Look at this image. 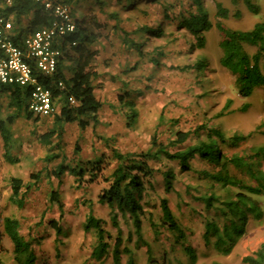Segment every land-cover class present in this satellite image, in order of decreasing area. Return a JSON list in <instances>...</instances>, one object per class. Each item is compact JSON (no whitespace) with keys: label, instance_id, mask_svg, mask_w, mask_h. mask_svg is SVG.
I'll use <instances>...</instances> for the list:
<instances>
[{"label":"rangeland","instance_id":"rangeland-1","mask_svg":"<svg viewBox=\"0 0 264 264\" xmlns=\"http://www.w3.org/2000/svg\"><path fill=\"white\" fill-rule=\"evenodd\" d=\"M108 1L105 7L94 4L91 9L87 8L90 17L84 22L86 29L98 37L97 42L88 46L89 52L94 53L89 59V69L96 75L93 81L96 97L104 104L99 114L103 125L96 127L94 131L89 127L82 132L76 124L65 125L60 152L66 160L74 157L75 143L80 148V155H90L91 146L92 150L98 152L100 149L107 153L98 137L108 136L112 131L113 137L116 138L114 146L118 149H123L124 152L143 149L148 145L151 129L155 124L159 125L160 116L162 122L158 127V134L165 142L173 139L175 131L192 133L195 127L207 122L208 126L219 128L226 138L233 134L246 137L235 147L221 146L227 157L239 153L248 154L252 147L264 146V135L260 132L264 131V89L256 88L247 99L236 95L234 78L219 66L222 52L219 49L220 37L215 29V23L222 22L232 30H250L256 22L264 19V0H250V3L257 7V15L249 12L241 0H202L212 28L204 33L201 49L197 48L186 29L180 28L182 20L187 17V8L182 6L183 0H159L156 3L136 0L137 4L125 11L115 0ZM216 3L226 11L225 19L217 16ZM168 6L170 8L165 10ZM71 10L75 18L76 12ZM108 12L116 13L115 17H106ZM155 22H162V36L146 38L141 27L153 28ZM110 27L113 33H109ZM146 41H149L148 44H145ZM124 44L131 49H123ZM140 44L142 46L137 50L136 46ZM245 49L248 53L254 50L251 47ZM199 60L206 65L203 74L195 73L193 69V65ZM65 65L66 75L70 76L72 65L68 62H65ZM185 67L188 69L182 71ZM213 72L215 74L212 75ZM208 76L214 81L208 83ZM123 90L131 93L135 90L141 91L136 104L142 116V124L133 132L136 133L135 137L133 134H125L124 121L121 118L115 121L112 129L111 124H104L111 113L108 104L111 103L113 108L120 109L116 96L122 95ZM0 101L6 105L5 98ZM243 105H247L246 111L241 110ZM47 118L43 117L45 120L35 124L18 119L11 126L13 138L18 142L8 151L12 159H15L12 164L4 157L5 149L0 138V220L2 216L19 218L21 233L24 236L28 231H32L30 227L38 223L42 212L48 211L46 214L49 220H57V206L48 201L49 192L56 191L64 209L63 238L66 237V244L70 248H63L61 255L55 256L52 247L54 235L51 232L49 240L45 239L47 242L42 244L45 256H36L37 264L44 262V257L49 264H113L110 252L100 262L89 258L94 236L83 231L84 215L89 205L86 204L77 212H72L76 203L93 201V214L107 221L109 210L95 202L104 184L99 181L78 187L67 174H63L59 181L50 176V171L59 163V159L49 164L44 163L48 146L40 143L39 137L51 127L52 118ZM257 127H260V130L257 131ZM140 131H143L142 136L136 137ZM194 139L191 135L188 143H193ZM55 142L56 140L52 139L50 144ZM191 165V172L180 173L175 162L162 159L155 163L157 171L147 186L143 200L146 214L142 221V235L151 253L147 255L145 248L124 241L123 246H128L132 251L133 264H189L184 252L185 245L196 256L194 264H209L212 261L221 264H243L242 257L257 250L264 242L263 219L260 222L248 221L246 234L228 256H217L210 246L204 245L202 233L205 213L193 198L209 192H216L220 197H224V194L217 187H212L210 191L211 182L199 177V171L211 170L210 165L200 161H194ZM165 170L174 173L172 192L168 194L163 191L162 171ZM38 172L42 173L39 184L25 194L22 209H17L9 202V178L18 177L23 183H28L29 175ZM229 173L238 179L247 178V175L231 167ZM162 198L167 200L178 227L184 234L183 239L169 233L158 222L161 215L159 203ZM150 221L154 223V227L150 226ZM120 226L125 239L127 232L132 229L122 221ZM105 230L110 235L108 243L112 245L116 231L109 222L105 225ZM3 244L11 249L8 242ZM126 261L127 257L123 255L121 264H126Z\"/></svg>","mask_w":264,"mask_h":264},{"label":"trees","instance_id":"trees-1","mask_svg":"<svg viewBox=\"0 0 264 264\" xmlns=\"http://www.w3.org/2000/svg\"><path fill=\"white\" fill-rule=\"evenodd\" d=\"M53 1L62 2L71 7L72 2L76 0ZM97 1V4L103 5V3H99L100 0ZM115 1L121 5L124 11L132 9L137 4L136 0ZM144 1L159 2V0ZM241 1L249 12L253 15L258 14L257 7L251 4L250 0ZM170 6L165 7V10H168ZM182 6L187 8L185 11L187 17L182 20L180 28L186 29L193 37L197 48L201 49L204 43V33L212 28L208 13L203 7L202 0H183ZM215 8L217 16L222 19L227 17L226 11L219 3L215 4ZM115 14L110 12V17H115ZM0 15L5 19L12 17L14 25H17L22 17L29 16L28 34L46 27L53 20L52 14L33 0H12L10 6H0ZM141 29H144L146 38L162 36V22H155L153 28L143 26ZM215 29L220 37L219 49L222 52L219 66L234 78L233 87L236 95L247 99L256 88L264 89V19L256 22L248 31L232 30L222 22H216ZM22 39L20 35L13 36L12 41L21 46ZM97 41L96 34L87 32L84 26L78 23L73 33L56 40V45L55 43L53 45L60 51L55 73L51 76H38L40 84L49 90L53 103L57 99L59 104L58 112L48 117L52 118L50 129L39 137L40 143L48 146L44 163L49 164L59 159V163L50 171V176L59 181L63 174H67L73 178L78 187L99 181L104 184L95 202L109 210L107 221L93 214L91 208L93 201L84 200L82 203H76L72 211L77 212L86 204L89 205L85 211L83 223V231L92 233L94 236V244L90 250L89 258L100 262L110 252L113 264H121L123 255L127 257L126 264H133L132 251L128 246H123L124 241L127 244L133 243L139 248H145L147 255H150V247L142 235V221L146 214L143 200L150 179L157 171L155 163H159L162 159L175 162L180 173L191 172L193 170L191 164L194 161L211 166V170L199 171V177L211 182L210 191H212V187L223 191L224 197L217 196L216 192H209L194 197L193 200L202 206L205 213L202 233L204 245L210 246L217 256H228L238 241L246 234L248 221L260 222L264 219V203L262 202L264 201V146L252 147L248 154L239 153L227 157L221 150V146L235 147L246 137L233 134L226 138L219 128L208 126L207 122L195 127L192 133L175 131L173 139L165 142L158 134V127L162 122L160 116L159 125L153 126L148 145L143 149L131 152L118 149L114 146L116 138L113 137L112 131L108 136L98 137L101 146L107 150V153L100 149L98 152L92 150L91 146L90 155H80L77 143L74 145V157L71 160H66L60 152V142L65 125L76 124L81 132L89 127L94 131L96 127L103 125V119L99 112L103 110L104 104L96 97V86L93 83L96 75L89 69V59L94 56V53L88 52V46ZM148 42L146 41L145 44ZM71 43H76V45L71 46ZM132 45L134 46V43ZM141 46L142 44L136 46L137 50ZM245 47H251L254 50L248 53ZM122 48L131 49L125 44ZM65 62L72 65L70 76H66ZM186 69L188 67L181 70ZM193 69L195 73L203 74L206 65L199 60L193 65ZM213 74L215 73L213 72ZM207 81L211 83L214 80H210L208 76ZM58 82L62 83V87L57 86ZM138 95H141L140 90H135L133 93L123 90L122 95H117L116 101L119 103L120 109L117 110L113 108V105H110L111 103L108 104L111 113L104 124L105 122L107 126L111 124L112 129L115 121L121 118L124 121L125 134L128 136L133 134L135 137L136 133L133 132L142 124V116L139 114L136 104ZM1 98H5L6 105L0 101V138L5 149L4 157L8 163L12 164L15 159H12L8 151L14 147L15 142H18L13 138L11 126L18 119L35 124L43 117H37L29 110L28 88L0 84V100ZM246 109L247 105H243L241 108L242 111H246ZM258 130L260 127H257ZM260 132L264 135V131ZM142 134L143 131H140L136 137L142 136ZM191 135L195 141L190 144L188 139ZM52 139L56 140L53 145L50 144ZM230 167L245 176L247 175V178L238 179L235 175L230 174ZM41 178L42 173L40 172L30 174L28 183H23L18 177H10L9 202L14 204L17 209H22L25 194L35 189ZM173 180L174 173L172 171H162L165 194L172 192ZM58 196L56 191H50L48 196L49 203L57 206L58 219L49 220L48 214H46L48 211L42 212L38 223L30 227L32 231H28L25 236L21 233L19 218L1 217L0 264H37L36 256H45L42 244L45 245V239L49 240L52 233L54 235L52 247L55 256L59 257L63 248H70L66 244V237L63 238L64 209ZM159 207L161 215L158 222L169 233L175 234L178 239H183L184 234L180 231L167 200L162 198ZM120 221L132 229L127 232L125 239ZM107 222L116 231L112 245L108 243L110 235L105 230ZM149 224L154 227V223L151 221ZM4 242H8L11 249L4 246ZM184 252L189 264H194L196 256L187 245L184 247ZM43 259L45 261L41 264H49L45 257ZM241 262L243 264H264V242L259 245L257 250L242 257ZM209 264L221 263L212 261Z\"/></svg>","mask_w":264,"mask_h":264},{"label":"built area","instance_id":"built-area-1","mask_svg":"<svg viewBox=\"0 0 264 264\" xmlns=\"http://www.w3.org/2000/svg\"><path fill=\"white\" fill-rule=\"evenodd\" d=\"M33 1L50 12L53 20L46 27L25 36L19 46L12 41V23L0 15V84L28 88L29 110L37 117H49L56 109L49 90L40 84L38 76L55 73L60 51L53 45L76 30L77 20L72 16L71 7L65 3ZM11 3L12 0H0V6H10ZM75 45L71 43V46ZM57 86L62 87V83L58 82Z\"/></svg>","mask_w":264,"mask_h":264},{"label":"crops","instance_id":"crops-1","mask_svg":"<svg viewBox=\"0 0 264 264\" xmlns=\"http://www.w3.org/2000/svg\"><path fill=\"white\" fill-rule=\"evenodd\" d=\"M108 2H109L108 0H100L99 3H103V5H101V4H99V5H101L102 7H105L108 4ZM97 3H98L97 0H76L75 2H72V6H71L72 8L71 9H73L74 12H76V14L74 13V17L76 18L75 20H77V23H81V25L84 26V29H86L84 22L88 21L89 20L88 18L90 17V15L87 13L86 9L87 8L91 9L93 7L92 5L97 4ZM105 16L110 17V13L109 12H108V14L106 13ZM29 19H30L29 16L22 17L21 20L19 21V23L17 25H14L12 23L13 18L10 17L8 20L13 25V29L11 31L12 36L16 37V36L20 35L22 38L27 36L28 35L27 29L29 27ZM111 26H112V24H111ZM109 29H110L109 33H113L112 27H110ZM86 31L90 32L87 29H86ZM88 52H89V50H88ZM89 53H91V52H89ZM54 104H55L56 112H58L59 104L57 102V99L54 100ZM100 112H99V114H100ZM47 119H49V118H47ZM40 120L42 121L45 119L40 118Z\"/></svg>","mask_w":264,"mask_h":264},{"label":"clouds","instance_id":"clouds-1","mask_svg":"<svg viewBox=\"0 0 264 264\" xmlns=\"http://www.w3.org/2000/svg\"><path fill=\"white\" fill-rule=\"evenodd\" d=\"M77 25H78V23H77Z\"/></svg>","mask_w":264,"mask_h":264}]
</instances>
